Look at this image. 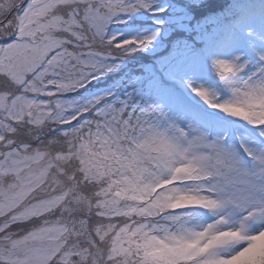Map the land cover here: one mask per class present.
<instances>
[{
  "label": "snow or ice",
  "instance_id": "snow-or-ice-1",
  "mask_svg": "<svg viewBox=\"0 0 264 264\" xmlns=\"http://www.w3.org/2000/svg\"><path fill=\"white\" fill-rule=\"evenodd\" d=\"M0 264H264V0H0Z\"/></svg>",
  "mask_w": 264,
  "mask_h": 264
}]
</instances>
